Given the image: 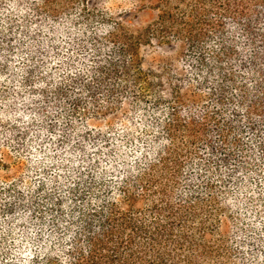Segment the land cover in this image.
<instances>
[{
    "label": "trees",
    "instance_id": "1",
    "mask_svg": "<svg viewBox=\"0 0 264 264\" xmlns=\"http://www.w3.org/2000/svg\"><path fill=\"white\" fill-rule=\"evenodd\" d=\"M133 1L0 0V264H264V0Z\"/></svg>",
    "mask_w": 264,
    "mask_h": 264
},
{
    "label": "rangeland",
    "instance_id": "2",
    "mask_svg": "<svg viewBox=\"0 0 264 264\" xmlns=\"http://www.w3.org/2000/svg\"><path fill=\"white\" fill-rule=\"evenodd\" d=\"M133 2H134L133 0H114L115 4H121V5H124L125 7L132 6ZM143 15H144L143 12H139V10H136L133 12L132 18H136V17L138 18L139 17L140 19L143 20V17H144ZM78 18L81 19L80 16H78ZM94 40L95 41L97 40L96 36L92 37L90 39V42H95ZM90 47H92V45H90ZM74 50L76 51V49H74ZM181 64H183V62H181ZM71 70L75 71L74 68H72ZM110 96H112V97L117 96L116 105L119 107H118V112L115 114V116H117L123 120H128L129 118H131V120L133 121L134 118L131 115L132 111H129L130 109H128V107L130 105H128V104L126 105L125 102H127L128 99H131L130 102H131V104H133V100L135 99V96L132 97L130 94L127 95L126 93H120L119 95L118 94L117 95L111 94ZM138 104L139 103H136V105H135L136 107L134 109L137 108V111H135V114L140 116L146 110L144 107H141ZM87 108H88V106L86 107L84 112L87 111ZM153 110H154V108H152V107L150 109L148 108V110L144 116H147L148 114L152 113ZM142 116H140V117H142ZM158 121H159V118L155 117L151 120V123H149V124L146 123V121H142V122L140 121L141 124L139 126H137L138 122L135 123V120L133 121V123H134L133 129H135V132H138V134L140 136L144 137V139L141 140L140 143L142 145L141 148H145L144 149L145 151L149 150V146H150V142H151V140H149V139L155 138L156 134H158V130H157L158 129ZM112 122L115 123V119H113ZM262 130L264 131V123H263ZM262 140H263V133L253 132V133L248 134L247 132H245L243 134V139L241 140V144L244 146V148L249 147L251 150L250 158H246L245 160L249 161V163L252 166L251 168L257 170L258 176H260L261 178H264V142H262ZM125 149H126L127 153L134 154L136 147H135V145H133V144L131 145L128 143L126 145ZM209 164H211V162L209 163L206 160H202V158H198V157L196 158V154L193 156L192 161H191V165L194 167H197V169H195V170L197 171V176L199 178L198 184H200L202 187H204L205 181L199 177V171H200V169L207 171V169L205 167L208 166ZM258 164H259V166H257ZM248 165H247V168L248 167L250 168V166H248ZM247 172H248L247 170H244V173H247ZM217 192H218L220 198H224L223 191L218 190ZM220 200H224V199H220ZM254 209L259 210L257 208V206H255ZM260 210H262V209H260ZM240 222H241V218L235 219L233 221H227V224H228V234H227V238H226L227 246L231 250V253L233 254V256L243 257L242 254H243V252H245L246 256L248 258H252L255 254L254 251H256V249L259 247L253 248L252 250H254V251H249L247 248L244 249V251H243L241 246L244 245L243 244L244 241L253 240L252 236L258 238L259 234L253 235L254 232H258V229L251 227V228H249V232L246 235L239 234L240 231H239V233H237L238 230L236 231V229L239 228ZM229 230H230V232H229ZM251 233H252V235H250ZM231 246H233V251L231 249ZM248 258H247V260H249Z\"/></svg>",
    "mask_w": 264,
    "mask_h": 264
}]
</instances>
